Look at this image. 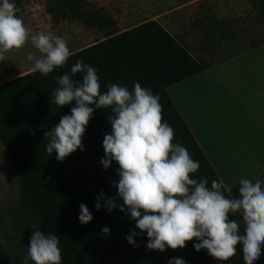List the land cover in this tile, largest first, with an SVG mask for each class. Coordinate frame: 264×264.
Here are the masks:
<instances>
[{"label": "trees", "instance_id": "1", "mask_svg": "<svg viewBox=\"0 0 264 264\" xmlns=\"http://www.w3.org/2000/svg\"><path fill=\"white\" fill-rule=\"evenodd\" d=\"M26 0H15L19 9ZM195 1V0H190ZM251 19L264 26V0H250ZM48 13L56 23L79 22L85 28L104 32L106 37L91 46L72 53L64 66L48 75L32 71L0 85V142L10 157L21 185L20 208L23 227L21 235L29 244L31 231L39 228L59 237L61 264H167L171 257H182L185 264H245L240 246L227 261H218L206 250L199 252L186 242L183 249L165 252L146 249L147 238L140 234L129 245L125 236L135 229L134 222L113 210L94 209L95 197L101 191L106 197L115 195L110 187L118 180L113 162L104 170L99 161L104 156L103 135L111 131L108 121L110 109L93 112L82 137L83 151L77 150L63 161L45 152L44 132L70 114L71 106L60 108L50 103L52 91L58 87L54 77L69 71L77 59L96 69L101 91L108 82L127 86L133 82L151 89L159 96L162 119L174 130L173 142L186 147L199 168L193 176H204L209 182L220 181L189 127L168 94V88L204 73L212 66L211 60L197 58L173 37L158 21L144 22L123 32L117 31L116 21L100 9L83 0H51ZM203 15V16H202ZM250 18V16H249ZM229 18L220 19L211 9L202 7L190 27L201 36L204 50L213 51L221 45L233 46L244 35V25ZM264 36V33H263ZM246 51L264 46V40L251 41ZM230 57H227V59ZM79 81L81 74L72 77ZM108 112V114H107ZM85 204L93 216L87 225L78 221L79 205ZM236 219L243 231L239 214ZM107 226L109 234L101 232ZM254 264H264V251Z\"/></svg>", "mask_w": 264, "mask_h": 264}, {"label": "clouds", "instance_id": "2", "mask_svg": "<svg viewBox=\"0 0 264 264\" xmlns=\"http://www.w3.org/2000/svg\"><path fill=\"white\" fill-rule=\"evenodd\" d=\"M15 0H0V59L4 54L22 48L26 42L38 50L27 60L33 71L48 75L64 66L72 55L67 41L51 32H32L17 15ZM81 74L79 81L72 77ZM58 87L51 93L50 103L70 107V114L44 132L45 152L63 161L77 150L83 151L82 137L97 109H110L111 131L103 135L104 170L115 162L118 180L110 187L115 195L106 197L101 191L95 197L94 209L103 207L125 214L135 224L125 236L127 243L137 246L139 230L147 238L146 249L165 252L183 249L193 241L195 251L206 250L218 261H227L239 245L245 264H254L264 251V177L239 180L238 195L223 180L209 182L193 176L200 166L186 147L173 142L174 130L162 119L159 96L151 89L133 82L127 86L108 82L101 91L96 69L77 59L68 72L54 77ZM257 167H264L258 164ZM239 214L243 231L236 219ZM92 214L85 204L79 205L78 221L89 224ZM107 226L101 228L109 234ZM59 237L37 228L31 231L27 255L22 264H61ZM167 264H185L182 257H171Z\"/></svg>", "mask_w": 264, "mask_h": 264}, {"label": "rangeland", "instance_id": "3", "mask_svg": "<svg viewBox=\"0 0 264 264\" xmlns=\"http://www.w3.org/2000/svg\"><path fill=\"white\" fill-rule=\"evenodd\" d=\"M89 5L100 9L104 14L113 18L117 24V31L131 29L147 21H158L166 30L182 43L195 56L207 55L201 36L191 30L193 21L201 16V9H211L213 15L220 19L229 18L238 21L243 29V38L233 46L221 45L212 49V57L223 60L237 53L246 51L250 42L264 40V26L252 21L253 9L250 0H83ZM51 0H26L18 9L17 15L32 32H51L62 36L74 53L106 37L104 32L85 28L79 22L61 21L56 23L48 13ZM203 16V15H202ZM250 16V18H249ZM36 50L31 42L20 49H13L0 59V72L17 71L31 66L27 60L31 53L36 57ZM0 147L3 145L0 142ZM4 151V149H3ZM7 159H0V264H22L27 255V246L21 235L23 227L20 225L22 217L21 185L17 171L6 154ZM28 264H33L29 260Z\"/></svg>", "mask_w": 264, "mask_h": 264}, {"label": "crops", "instance_id": "4", "mask_svg": "<svg viewBox=\"0 0 264 264\" xmlns=\"http://www.w3.org/2000/svg\"><path fill=\"white\" fill-rule=\"evenodd\" d=\"M195 57L211 60L212 66L167 91L217 176L235 197L240 179L264 177V167H257L264 164V46L223 60L210 52ZM32 71L33 61L15 72L3 70L0 85ZM6 154L0 147V159L9 160Z\"/></svg>", "mask_w": 264, "mask_h": 264}]
</instances>
